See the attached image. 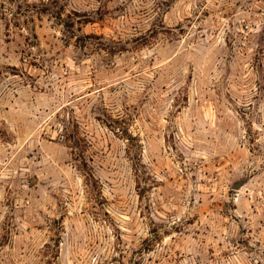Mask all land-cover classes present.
Masks as SVG:
<instances>
[{"label":"rangeland","instance_id":"1","mask_svg":"<svg viewBox=\"0 0 264 264\" xmlns=\"http://www.w3.org/2000/svg\"><path fill=\"white\" fill-rule=\"evenodd\" d=\"M0 264H264V0H0Z\"/></svg>","mask_w":264,"mask_h":264}]
</instances>
